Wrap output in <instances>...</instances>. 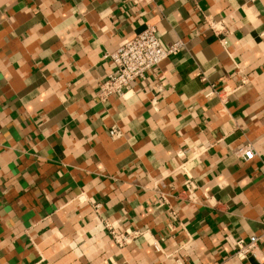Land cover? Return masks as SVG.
Segmentation results:
<instances>
[{
  "label": "crops",
  "instance_id": "crops-1",
  "mask_svg": "<svg viewBox=\"0 0 264 264\" xmlns=\"http://www.w3.org/2000/svg\"><path fill=\"white\" fill-rule=\"evenodd\" d=\"M147 24L183 50L101 102ZM263 233L264 0H0V264H264Z\"/></svg>",
  "mask_w": 264,
  "mask_h": 264
},
{
  "label": "built area",
  "instance_id": "built-area-1",
  "mask_svg": "<svg viewBox=\"0 0 264 264\" xmlns=\"http://www.w3.org/2000/svg\"><path fill=\"white\" fill-rule=\"evenodd\" d=\"M211 27L215 33L222 34L225 31L223 25L220 28L216 25H211ZM184 46L185 43L182 40H177L169 49H164L158 39L157 27L147 24L142 32L128 40L116 52L106 56L115 65L116 69L99 83L98 99L101 102H107L113 97H125L131 90L133 83L145 79L147 75L157 70L170 57L180 54ZM212 93L217 94L215 89H212ZM110 136L113 139L120 138L122 132L119 128L114 127L110 131ZM237 154L245 161H252L257 156L253 147L243 148ZM185 186L187 193H190L189 197L193 198L190 182L187 181ZM158 193L157 202L162 206H169L170 203L165 193L160 190H158ZM107 229L120 247L126 246L131 241L143 236L142 232L131 229L119 232L108 224ZM156 244L154 242V245ZM263 246L264 233L261 236L251 237L248 242L239 241L234 256L239 260L253 257L261 262L264 259L262 257Z\"/></svg>",
  "mask_w": 264,
  "mask_h": 264
}]
</instances>
